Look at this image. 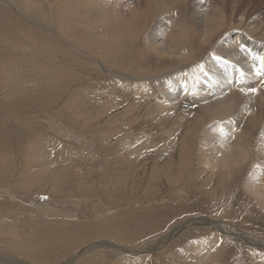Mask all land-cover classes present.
I'll use <instances>...</instances> for the list:
<instances>
[{
    "label": "bare ground",
    "instance_id": "1",
    "mask_svg": "<svg viewBox=\"0 0 264 264\" xmlns=\"http://www.w3.org/2000/svg\"><path fill=\"white\" fill-rule=\"evenodd\" d=\"M184 1L186 0H140L138 5L140 9H143L141 13L137 16L129 14L126 18L127 22L113 23V25L122 26L126 22L123 28L129 29L132 35H139L145 27L148 28L151 16L158 15L150 28L149 44L146 43L144 48L137 50L136 58L140 59L141 64H138V68H131V71L136 70L138 73L127 75L86 53L82 54V59L76 58L83 65L82 71H73L65 67V64L46 66L47 59L42 49L45 42L44 32L49 29L41 22H35L42 17L45 19V8L40 6L39 0H31L32 10L28 16L24 14L23 9L19 12L12 6L14 14L5 5H11V2L0 0V188L8 185L13 188L32 187L37 184V187L42 186L41 188L52 190L59 185H57V179L61 178L67 170H75V173L80 175L84 171L82 165L87 167L94 163L101 164L95 177L89 176L87 182L78 186L74 195L75 198L77 196L96 197L100 200L102 211H112V217L109 216V219L104 218L105 220L88 225L87 230L90 231V236L99 235L109 238L87 245L88 250L98 251L115 246L119 247L122 254V247L119 246L122 239L128 240L133 235L146 233L147 226H154L153 219L147 215L152 213L159 218V213L170 207L162 203L157 207L152 204H143L148 194L147 196L144 194V184L142 182L140 184V180H131V182L138 184L142 191L139 193L137 190L132 191L134 196L129 193L122 195L126 183H131L130 180L123 179L120 168L122 160H116L117 157L113 156L110 149L106 147L107 143H102L98 139L102 135L98 136L93 146L88 138L79 137L77 133L87 129V127L83 128V125L101 123L111 109L107 98L104 99L101 95L102 91L95 86L91 87L92 99H85L80 94V91L85 90L86 83L92 85L102 82L107 85L105 83L119 82L122 88L126 89L120 94L135 105L134 112L137 113V117L165 118L163 125L172 129L170 131L175 138L172 143L166 144V156L172 163L171 167L174 168L168 174V178L177 184L188 180L187 174L194 168V159L200 157L195 152L197 143L203 142V146L206 147L203 154L206 158L204 165H207V168L204 171L195 172L199 178L193 181V187L190 189L186 187L180 189L179 199H185L187 194L190 197H196L198 194L200 200L196 206L203 213L218 210V214L222 213L220 218H223L227 208L234 206L231 203L226 207L228 199H219L221 198L219 193L222 192L223 187L226 191L228 190V194L234 190H229L228 183L223 181V175L227 174L229 167L236 165L242 167L241 165L246 164L249 155L254 151L256 156L259 154L258 171L264 170V13L251 21H239V19L233 21L230 25L235 31L234 40L230 42L228 37L219 40L204 62L198 67H192L198 69L200 76L191 79L189 67L195 61L196 54L191 49L192 41L183 17ZM189 1L187 10L196 18L195 26L202 39L213 36L215 33L219 34L223 30L222 21L217 20L220 9L214 5V1ZM22 2L23 0L18 3L20 8H22ZM218 2L224 5L225 0ZM105 13L100 10L101 15ZM99 22L100 24L103 22L104 27H112L111 21L100 20ZM26 24L34 27V32L29 35L30 39L20 40L15 35L14 28L24 29L27 33ZM50 42L55 44L54 40ZM150 50L161 55L160 58L150 53ZM121 55L123 58L124 51ZM150 59L161 60L167 67L162 65L156 69L142 65L151 61ZM97 94L99 95L96 96ZM63 97L65 101H61ZM56 106H59L61 110H57L58 114L51 113L50 111L53 112ZM99 132L103 133L101 128L95 131L96 134ZM86 134L93 136L90 133ZM200 135H204L202 140L199 139ZM71 136L74 138H70ZM50 137H57L60 141H62L61 137L69 138L70 144L61 148L48 146L50 149H60L59 152L67 155L68 166L58 167L61 170L59 175L49 171V164L46 168L40 166L43 163L47 165L45 159L36 165L42 168L33 170L35 166L30 164L29 153L35 150V143L44 144ZM80 139L83 140L84 146L73 144ZM212 157L215 159L211 161ZM108 160L113 163L102 164ZM177 165H180V169ZM239 172L235 171L229 179L231 186L237 183L236 179L241 174ZM150 180L157 184L158 189L160 186L158 178L154 176ZM253 180L255 185L263 186L264 189V176L261 181L259 176H254ZM246 190L249 193H260L259 189L254 190L253 185ZM35 191L34 193L42 192L39 189ZM149 201L153 203L154 199ZM16 206L8 200H0V217H8L10 223L14 221L13 219L25 220L15 216L18 214ZM237 206L239 207L238 202ZM259 208L264 213V203ZM234 217H236L235 212L232 215V218ZM19 220L15 222L17 224L22 222ZM195 223L208 225L207 220L203 218L191 222L190 225ZM216 223L218 222L213 220V224L209 226L222 231L218 229L220 227ZM226 225L230 227L229 224ZM231 227L233 230L226 233H229L233 240L250 241V238L241 239L239 229ZM77 229L60 234L41 230L33 237L31 236L28 243L24 241L11 243V241L0 239V245L24 258L58 259L57 256H69L67 260L65 259L68 263L69 260L77 259L83 254L81 251L77 255H71L73 247L66 246L67 244L62 242ZM82 229L85 230L86 227ZM169 237L170 234L164 236L163 240L167 241ZM250 243L258 249H264L261 244H255L253 241ZM214 244L217 246L218 243ZM206 246L209 244L207 243ZM45 250L48 251L45 252ZM215 250L216 248L212 250L213 252L210 250L212 257L221 259ZM91 251L85 250V252ZM102 252L104 256H96L100 259L99 264H116L113 262L116 255ZM208 256L194 259L200 263L206 261ZM0 264L26 263L16 262L15 259L13 261L0 259Z\"/></svg>",
    "mask_w": 264,
    "mask_h": 264
},
{
    "label": "rangeland",
    "instance_id": "2",
    "mask_svg": "<svg viewBox=\"0 0 264 264\" xmlns=\"http://www.w3.org/2000/svg\"><path fill=\"white\" fill-rule=\"evenodd\" d=\"M6 1L11 2V5H5L14 14L15 12L11 9L12 6L13 8H17L19 12L23 9L26 16L32 10L31 0H23L22 8L18 4L21 0ZM212 1L220 9L221 15H217V20L222 21L224 28L219 34L215 33L213 36H207L204 39L201 38L195 26L196 18L187 10V2L189 3L190 1L186 0L182 4V7L185 9L183 14L184 21H186L187 32L192 41L190 46L196 54L195 61L189 67L191 68L189 73L191 79L200 76V73L197 71L198 69L192 67H198L203 63L212 50H214L219 40H223L224 37H228L230 42L234 40L235 31L230 25L233 21L237 19L239 21H251L256 16L264 13V0H225L224 5H220L219 0ZM139 2L140 0H39L40 6L46 10V17L45 19L42 17L43 20H36L35 22H41L49 29V31L44 32L45 42L42 49L47 59L46 66L53 67L58 64H65V67H69L73 71H82L83 65L76 58L82 59V54L86 53L98 58L100 62L111 65V68H117L120 73L123 72V74L127 75L138 73L136 70L131 71V68H138V64H141L140 59L136 58L137 50L144 48L146 43L149 44L150 28L158 17V15L151 16L148 28L145 27L142 34L132 35L129 33V29L123 28V25L127 22L126 18L129 17V14H136L137 16L143 11V9L139 8ZM100 10L105 11V15H101ZM100 20L111 21L112 27H104L103 22L100 24ZM115 21L126 22L120 26L113 25ZM19 22L25 23L26 21ZM26 29L27 33L24 29L14 28L18 39H30L29 35L34 32V27L27 26ZM130 38L131 41H129ZM50 40H54L55 44H52ZM123 51L124 56L121 58ZM149 52L159 58L161 56L152 50ZM150 60L144 64L142 63V65L156 69H159L162 65L165 68L167 67L161 60ZM105 84L107 85H104L102 82L93 83L92 85L86 83L84 85L85 90L80 91V94L85 99H92L91 87L95 86L99 88L102 92L97 90L102 93L101 95L104 96V99L107 98L106 100L109 101L111 109L106 113L101 123L97 125H83V128L87 127V129L77 134L80 138H88L92 146L95 144L98 136L102 135L98 139L102 143H107L106 147L110 149L113 156L117 157L116 160H122L120 168L122 169V176H124L123 179H128L130 182L131 180H140V184L141 182L144 184L143 191L146 196L148 194V198L143 201V204H152L157 207L158 204L162 203L164 205L167 204L166 207L170 208L160 212L159 218L149 213L150 215L147 216L153 219L154 226H147L146 233L133 235L128 240L122 239V242L119 243V246L122 247V254L119 247L115 246L104 250L91 251L86 249L89 244L100 240H108L109 238L99 235L96 237L90 236V231L87 230L88 225H92V223L100 220L109 219L112 217V211H102L100 209V200L96 197L77 196L75 198L74 195L78 186L82 185L85 181L87 182L89 176L95 177V174L99 172L101 164L94 163L87 167L82 165L84 171L81 174L83 175L75 173V170H67L61 175V178L57 179L56 182L59 185L52 190L41 188L42 186L37 187V184L32 187L22 186L20 188H13L8 185L7 187L0 188V200H8L17 205L18 214L15 213V216L25 220L13 219L14 221L10 223L8 217H0V239L11 241V243L18 241L28 243L31 236L33 237L41 230L60 234L72 232L78 228L79 230L77 229L75 233L73 232L72 235H69L62 242L67 244L66 246L73 247L71 249L73 254L71 253V255H77L81 251L83 254L79 255L77 259L69 260L66 263L69 256H57L58 259L24 258L0 245V259H6L7 261L15 259L16 262L24 261L26 264H99L98 261L100 259H97L96 256H104L102 251H105L109 255L117 256L115 261H113L116 264H264V249H258L250 243V241H253L255 244L264 246V213L259 208L264 203V189L263 186L258 187V185H255V181L253 180L254 176H259L261 181L264 176V170L258 171L257 169L259 167V154L256 156L253 151L249 155L246 164L241 165L242 167L240 165L229 167V171H226L227 174L223 175V181L228 183L229 190L234 189L232 191L234 193L228 194V190L226 191L223 187L222 192L219 193V197H221L219 199H228L226 207L231 203L234 205L233 207L229 206L226 212L224 211L223 218H220L222 213L218 214V210L203 213L196 206L200 200L198 194L196 197H190L187 194L185 199L179 200L181 197L180 189H183V187L187 189L193 187V181L199 178L195 172L204 171L207 168V165H204L206 158L203 154L206 147L203 146V142L201 144L197 143L195 152L200 157L199 159H194V168L192 167L193 169L187 174L189 176L188 180L185 183L181 182L179 184L170 180L168 174L174 168L171 167L172 163L166 156V144L172 143L175 138L171 132L172 129L163 125L165 118L156 119L151 116L137 117V113L134 112L135 105L120 94L122 90H126L122 88V84L116 81ZM119 95L120 98H118ZM65 97L69 98L68 96ZM63 99L64 97L61 101H65ZM57 110H61L59 106L54 107L53 112H50L58 114ZM78 113H80L79 110ZM98 128H101L103 133L99 132L96 134L95 131ZM86 133H90L93 136H88ZM203 136L200 135L199 139L202 140ZM61 138L62 141L58 140L57 137H50L44 144L35 143V150L29 153L31 157L30 164L35 166L33 170L42 168L40 166L46 168L49 164V171L59 175L61 170L58 167L68 166L67 155L59 152L60 149H50L48 147L52 145L53 147L59 146L61 148L64 145L70 144L68 137ZM70 138H74V136ZM162 141L166 143L164 144ZM176 141L180 142L179 140ZM73 144L84 146L82 139ZM37 152H39L38 155ZM43 159L47 161V165L43 163L40 166H36ZM214 159L215 157L210 158L211 161ZM112 161L108 160L102 162V164L110 165L113 163ZM177 168L180 169V165H177ZM235 171H240L239 173L241 174L236 179L237 183L231 186L229 179ZM154 176L158 178L160 184L158 189L157 184L150 180ZM200 180L203 181V179ZM135 184L132 182L130 184L129 182L126 183L122 195L129 193L134 196L131 193L132 191L137 190L138 193L142 191L138 184H136L137 186ZM252 185L254 190L257 191L259 189V194L247 192L246 189ZM35 189L42 190V192L34 193L36 192ZM236 195L240 198L238 199ZM151 199H154L153 203L149 201ZM229 199L231 200L229 201ZM237 202L241 208L237 206ZM234 212L236 217L232 218ZM199 218L206 219L208 225H205L207 223L204 225L202 223L190 225L191 222ZM227 218H231L232 220H228ZM16 220L22 221L20 222L21 224H17ZM213 220L214 222H218L216 223L220 227L218 229L222 231L215 229L216 227L209 226V224H213ZM226 224H229L230 227ZM231 226L239 229L241 239L250 238V241L245 239L243 241L233 240L229 233H226L233 230ZM84 227H86L85 230L82 229ZM169 234V239L164 241V236ZM215 242L218 243L217 246L214 244ZM207 243L209 246H206ZM214 248H216V254L221 259H214V256L212 257L211 252H213ZM52 249H57V247H52ZM85 250L91 252H85ZM47 251L45 250V252ZM204 255H210L206 261L200 263L195 261V257L201 258Z\"/></svg>",
    "mask_w": 264,
    "mask_h": 264
}]
</instances>
